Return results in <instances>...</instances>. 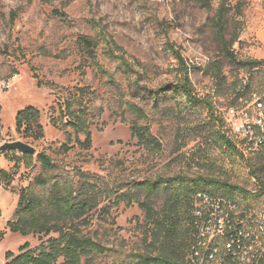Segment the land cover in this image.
<instances>
[{
    "label": "rangeland",
    "instance_id": "rangeland-1",
    "mask_svg": "<svg viewBox=\"0 0 264 264\" xmlns=\"http://www.w3.org/2000/svg\"><path fill=\"white\" fill-rule=\"evenodd\" d=\"M222 2L230 9L228 38H233L234 32L238 34L234 43L238 57L264 60V0H0V145L19 139L32 142L16 130L18 112L32 105L41 110L45 128L44 138L32 144L37 151L46 149L69 168L78 166L91 172L103 187L184 172L254 189L245 161L213 149L216 127L207 107H183L184 100L175 93L158 104L128 96L146 111V117L138 119L128 110L119 86L108 84L105 71L114 73L121 90H128L124 76L103 54L104 44L97 49V60L78 46L81 35L99 37L105 33L113 37L131 60L140 62L145 73L143 82L156 87L181 76L178 59L169 48L173 44L189 66L197 94L213 99L215 110L229 121L228 109L234 96L231 85L239 69L221 52L212 24ZM221 71L227 77L226 84L222 77L215 76ZM254 71L253 87L264 88V69ZM70 97L87 106L92 146L81 148L74 129L69 128L74 147L62 153L60 146L68 141V132L54 125L51 117H60L58 103ZM136 120L148 124L161 140L160 151L138 144L131 129ZM79 137L86 139L84 134ZM205 153L208 160L200 159ZM20 154L0 153V169L10 172L0 182V231H5L0 240V264H10L8 252L18 255L26 243L36 248L49 238L23 236L7 228L21 188L41 172L36 160L31 165L19 161ZM253 155L250 158L260 166L264 179V160ZM218 191L219 195L229 194L226 189ZM233 195L241 201V193ZM164 198L165 194H160L158 208ZM260 209L264 210V203ZM145 219L138 203L128 205L127 201H116L115 196L105 198L91 213L85 230L117 248L118 254L100 256L97 264H126L125 255L143 244ZM58 264H64L63 260Z\"/></svg>",
    "mask_w": 264,
    "mask_h": 264
},
{
    "label": "trees",
    "instance_id": "trees-1",
    "mask_svg": "<svg viewBox=\"0 0 264 264\" xmlns=\"http://www.w3.org/2000/svg\"><path fill=\"white\" fill-rule=\"evenodd\" d=\"M238 11L239 14L242 13L241 9ZM229 12L228 6L222 2L215 11L212 24L221 52L238 66L239 73L231 85V94L233 92L234 96L229 108L241 109L251 103L255 96L264 95L262 86L261 89L253 87L254 70L264 69V60L238 57L234 49L238 34L234 32L233 38H228ZM101 35H81L78 46L85 54L97 60V49L100 43L104 44L103 54L115 65L116 71L124 76L128 90H121L114 73L105 71L109 75L108 84L112 87L119 86L124 103L134 116L143 119L146 111L139 102L133 100L158 104L166 101L169 93L179 95L184 100L181 101L183 107H207L212 114L213 126L216 127L213 130V149L222 150L228 157L245 161L252 177L257 178V182H254L255 188L249 189L225 179L184 172L146 176L143 179L103 187L96 175L78 166L69 168L64 161L57 160L46 149L37 151L35 155L20 154L17 157L19 161L24 160L31 165L36 160L41 166V172L27 186L21 188L18 205L13 218L7 222V228L23 236L33 234L49 238L36 248H29L26 243L18 255L8 252L7 257L12 258L10 264H58L61 259L64 264H97L100 256L118 254L117 248L103 243L85 230L91 213L99 208L105 198L112 196H115L116 201H127L128 205L138 203L145 213L143 244L125 255L126 264H189L196 235L194 201L199 191L236 200L245 207L260 208L264 203V179L259 173L260 166L251 159L254 153L246 150L245 141L235 136L232 124L215 110L213 99L197 94L189 76V66L181 52L173 44H169L178 59L180 78L153 87L143 82L145 73L141 70L140 62L131 60L126 50L113 37L105 33ZM215 76L222 77L226 84L227 77L222 71ZM128 96L133 100L127 99ZM58 107L60 117L52 116L53 124L61 125L66 132L69 128L74 129L76 143L83 149H90L92 132L87 106L70 97L59 102ZM1 110L0 103V120ZM52 110L57 111V107L53 106ZM41 117V110L32 105L20 110L16 116L17 132L24 139H32V142L25 141L31 145L44 138L45 128ZM131 129L133 137L141 146L155 152L162 149L161 140L152 133L148 124L136 120ZM67 134L68 141L62 142L60 146L62 153H68L74 147L71 144L72 134ZM80 134H84L86 139L81 140ZM253 156L263 160L260 154ZM208 157L205 153L200 159L208 160ZM9 176L10 172L0 169V182H3V177ZM125 187L128 188L127 191L123 190ZM220 189L228 190L229 194L219 195ZM235 192L241 193V201L234 197ZM162 193L165 198L162 206L158 208L157 200ZM4 235L5 231H0V240Z\"/></svg>",
    "mask_w": 264,
    "mask_h": 264
},
{
    "label": "built area",
    "instance_id": "built-area-1",
    "mask_svg": "<svg viewBox=\"0 0 264 264\" xmlns=\"http://www.w3.org/2000/svg\"><path fill=\"white\" fill-rule=\"evenodd\" d=\"M228 115L246 150L264 160V95L241 109L230 107ZM194 216L196 235L189 264H264V210L199 191Z\"/></svg>",
    "mask_w": 264,
    "mask_h": 264
},
{
    "label": "water",
    "instance_id": "water-1",
    "mask_svg": "<svg viewBox=\"0 0 264 264\" xmlns=\"http://www.w3.org/2000/svg\"><path fill=\"white\" fill-rule=\"evenodd\" d=\"M7 151H18L22 154L30 153L35 155L37 153L36 147L23 140L5 141L0 145V153Z\"/></svg>",
    "mask_w": 264,
    "mask_h": 264
}]
</instances>
